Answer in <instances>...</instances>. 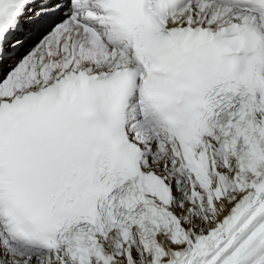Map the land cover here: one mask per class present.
Segmentation results:
<instances>
[{
	"label": "snow or ice",
	"instance_id": "1",
	"mask_svg": "<svg viewBox=\"0 0 264 264\" xmlns=\"http://www.w3.org/2000/svg\"><path fill=\"white\" fill-rule=\"evenodd\" d=\"M0 264H264V0H0Z\"/></svg>",
	"mask_w": 264,
	"mask_h": 264
}]
</instances>
